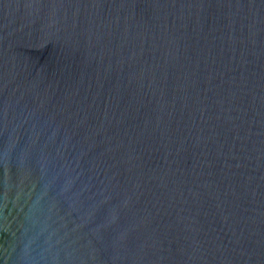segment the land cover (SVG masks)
Segmentation results:
<instances>
[{"label": "water", "instance_id": "1", "mask_svg": "<svg viewBox=\"0 0 264 264\" xmlns=\"http://www.w3.org/2000/svg\"><path fill=\"white\" fill-rule=\"evenodd\" d=\"M0 264H264V0H0Z\"/></svg>", "mask_w": 264, "mask_h": 264}]
</instances>
